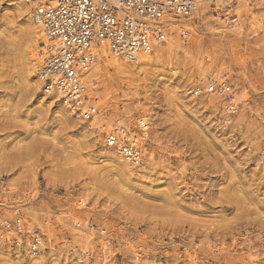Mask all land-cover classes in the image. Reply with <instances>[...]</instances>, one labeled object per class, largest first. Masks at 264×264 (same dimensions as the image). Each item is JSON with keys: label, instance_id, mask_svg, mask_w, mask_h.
Listing matches in <instances>:
<instances>
[{"label": "rangeland", "instance_id": "rangeland-1", "mask_svg": "<svg viewBox=\"0 0 264 264\" xmlns=\"http://www.w3.org/2000/svg\"><path fill=\"white\" fill-rule=\"evenodd\" d=\"M234 2L201 0L177 22L186 45L176 31L178 47L162 43L150 62L101 60L86 77L96 120L152 121L141 163L121 169L30 78L35 25L0 0V264H264V0ZM210 73L237 97L229 125L223 100L202 91ZM16 218L43 236L36 255L10 245L1 225Z\"/></svg>", "mask_w": 264, "mask_h": 264}, {"label": "built area", "instance_id": "built-area-1", "mask_svg": "<svg viewBox=\"0 0 264 264\" xmlns=\"http://www.w3.org/2000/svg\"><path fill=\"white\" fill-rule=\"evenodd\" d=\"M29 7L44 43L37 52L36 78L41 91L71 116L89 125L98 114L97 98L85 92L83 77L97 61L96 49L103 47L111 56L130 62L138 52L165 43L167 23L190 18L200 0H21ZM223 18L227 24L238 22L233 12ZM236 20V22H234ZM189 32L179 30L186 45ZM203 92L223 100L222 125H229L238 110L237 97L225 75L206 76ZM200 94V93H199ZM104 148L118 153L132 164H140L147 144L148 129L127 127L122 120L96 125L92 129ZM142 142V143H141ZM10 245L29 255L41 251L43 236L29 228L21 218L3 222ZM85 257H89L85 253Z\"/></svg>", "mask_w": 264, "mask_h": 264}, {"label": "bare ground", "instance_id": "bare-ground-1", "mask_svg": "<svg viewBox=\"0 0 264 264\" xmlns=\"http://www.w3.org/2000/svg\"><path fill=\"white\" fill-rule=\"evenodd\" d=\"M225 2H226L225 5L228 6L229 8H231L232 11L236 9L234 7V5H235L234 0H225ZM16 3L19 5L20 13H22L23 11L25 12V14H26V21L27 22L31 21L35 25L34 28L27 29V31H26V35L28 37V44H27L26 50H25V57H26V59H25L26 61L25 62L27 63L26 68L28 70V73L30 75V78L34 81V79L36 78V74H35L34 70H36V66H37L36 63L38 62V58H37V55L38 54L35 51V49L36 48H39V51H40L41 44L44 43L45 41H44V39L42 37V34L40 32V29H39L38 25L31 18L30 11H29V7L27 5H25L21 0H16ZM200 3H201V0H200ZM236 4H238V3H236ZM192 18L193 17H190V18H182L180 20L179 19H172V20H170L167 23L166 27L168 29V34H167V39H166L167 41H165V44L168 45V47L170 49L171 48H177L178 47L176 39L174 37H172L173 34L176 31H179L180 28H181V27H178L177 22L189 21ZM234 22H236V20H234ZM230 25H232V27H234L235 29L237 28V26H236L235 23L234 24H230ZM161 46H163L162 43L152 46V48H150L149 51L138 52L135 55L134 59L131 60L130 62H127V61H124V60H121V59H118V58H115V57L111 56L110 53L105 48H103V47H100V48L96 49L95 52L97 53V61L91 67V69L87 72V74L83 77V85H84V87L86 88V86H85V83L87 81L86 77L88 78L90 75H92L94 73L96 74L99 71L98 70L99 69V63H98L99 61H101V60H103V62L104 61L105 62L107 61L108 64L112 65L113 67H116L119 71L120 70H123V69L125 70V68H127V67H129V68H135V67H138V66H140L142 64H146V63L150 62V60H152L153 57H154V55L156 54V51L158 50V48L161 47ZM36 82H38V81L36 80ZM40 85L41 84H39V86ZM91 87L94 88L95 87L94 84ZM91 92L92 91H90V93ZM43 95H45V98H48V99H50L52 101H56V98H54V97H51V96H49L47 94H43ZM246 95H247V93H246ZM92 96H94V95L92 94ZM59 105H60V107L63 110H65L61 106V104H59ZM97 117H98V114L93 118V120L90 122L89 125H86L87 129L89 131H91L92 133H93L92 129L95 128L96 125H99V124H102V123H107V124L110 123V122H107L106 120H103V119L102 120L101 119L96 120ZM136 120H137L136 122H138L137 125H141V124L142 125H145V126H147V129H149L150 126H151V124H152V121H151L150 117L145 112H143L141 114V116L139 118H137ZM100 145L103 147L102 144H100ZM108 151L111 154V156H114L116 158L115 159L116 160L115 163H117L118 164V167H120L121 169H127L128 167H130V165H132V166L139 165V164H132V163L128 162L127 160H125L122 156H120L118 153H116L113 150L108 149Z\"/></svg>", "mask_w": 264, "mask_h": 264}]
</instances>
